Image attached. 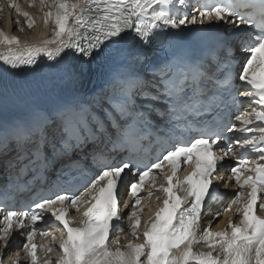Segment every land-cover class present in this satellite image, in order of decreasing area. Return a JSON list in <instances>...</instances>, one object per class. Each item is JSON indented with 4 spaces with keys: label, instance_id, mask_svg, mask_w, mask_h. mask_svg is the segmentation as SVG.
<instances>
[{
    "label": "snow or ice",
    "instance_id": "obj_1",
    "mask_svg": "<svg viewBox=\"0 0 264 264\" xmlns=\"http://www.w3.org/2000/svg\"><path fill=\"white\" fill-rule=\"evenodd\" d=\"M12 7L35 26L32 14ZM39 8L51 31L38 42L0 29L3 65L16 70L52 62L54 74L43 99L0 82L3 247H11L16 229L25 233L28 264H40L38 248L47 257L43 264H264V215L257 214L264 211V0H39ZM205 22L228 25L231 35L203 47L178 35ZM94 61L107 71L88 99L74 86ZM230 157L225 184L234 180L239 190L225 211L235 208L240 220L229 219L218 231L201 229L203 213L223 196L213 176ZM157 173L164 179L159 186ZM53 176L66 183L72 177L80 187L7 210L10 185L55 187ZM129 176L135 177L130 183ZM125 188L133 197L127 218L135 239L142 193L164 198L143 243L129 240L122 248L116 240L113 250L110 235L123 230L120 208L128 207ZM73 211L78 221L69 218ZM46 216L49 227L64 230L55 261L49 255L55 235L35 243L37 234L50 236L37 228ZM201 241L209 251L194 250Z\"/></svg>",
    "mask_w": 264,
    "mask_h": 264
},
{
    "label": "bare ground",
    "instance_id": "obj_2",
    "mask_svg": "<svg viewBox=\"0 0 264 264\" xmlns=\"http://www.w3.org/2000/svg\"><path fill=\"white\" fill-rule=\"evenodd\" d=\"M4 1L6 4L5 7L2 8L4 12H1V9H0V29L4 30L9 35H15V36L20 37V39L23 42H26L29 44L36 43L39 40H41L42 38L49 36L47 34L50 33V31H51V25H49L48 28H45L41 19H40L41 12H40V8L38 6L39 1L35 2V5L32 4V0H25V2H23V3H21L19 0H4ZM13 4H15L17 7H19L22 11L29 12L30 14H32L36 18V24L33 28H29L27 26L26 18L22 14L17 13L15 8L12 7ZM11 10L12 11L15 10V12H16L15 14L17 15V18H19V20L17 19L16 21H19V24H20V22H23L25 25V27H24L25 29L19 30V32H15V28L17 27V23H16V21L15 22L12 21L13 15H12ZM20 28H21V26H20ZM0 51H3V46H0ZM4 66L5 65H3L2 62H0V69ZM38 80H39L38 76H31L29 78L11 77L10 76V77L6 78L5 80L0 79V82L9 83V84L15 83L17 85H23V87L26 90H30V88H31L30 83L34 82L35 85H37ZM233 186L234 185H230V187H233ZM157 197L161 198L160 194H156V195L146 199L145 204L143 206H141L143 208V211L138 212V215L141 218V225L138 229V233L140 234L141 237L139 239H135L133 237L132 232H131L132 221L129 220L125 216L124 217L125 220H123L124 222L121 226V228L123 230L115 232L114 235H111V238L109 240V245L113 250L117 247V245L115 244L116 240L120 241V247H122V248L126 247L127 242L129 240H133L136 243H143L144 238H143L142 233H143V231L146 230V227L149 223V218L153 216L150 209H147V208L149 207L150 204L153 205L154 202L157 201ZM128 202L129 201H127V203ZM215 209L217 211H219L218 207H213V206H211L210 211H205L204 215L202 216V221H201V225H200L201 229L208 227L210 225L211 229L213 231H216V230H219L220 228L226 227L228 224L229 218H234L238 222L240 220L239 213H237L235 210H233L231 212H221L222 214H219V218H214L217 215V212L215 211ZM122 210H123V213L126 212L125 208ZM136 210H139V207H137ZM73 217H75V219L78 221L80 219V214L74 212ZM44 228H49V227L44 226ZM49 233H50L49 237H44V238L40 237V241H41V243L45 244V243H48V241L51 238V235H55L57 237V240L50 245L53 248V252L49 254L53 258V261H55V258L61 254V250L59 248L58 231H56V230L49 231ZM22 243H23V241H21V239L19 237H17L15 240L11 241V247L7 248L5 251H2L0 249V258H3V260H4V257H5V259H7L8 257L12 256V257H10V259L12 260V263L16 260H19L20 264H28L29 258L27 257L26 251L23 249V247H21ZM199 244H201L202 247L198 248ZM1 245H2V242H0V247H1ZM194 250L195 251H204V252L209 251V249L205 246L203 241L196 244L194 246ZM214 254H216V253H214ZM44 259H47V257L44 256V250H43V252L41 253L40 264H43ZM6 263H7V260H4V264H6Z\"/></svg>",
    "mask_w": 264,
    "mask_h": 264
},
{
    "label": "rangeland",
    "instance_id": "obj_3",
    "mask_svg": "<svg viewBox=\"0 0 264 264\" xmlns=\"http://www.w3.org/2000/svg\"><path fill=\"white\" fill-rule=\"evenodd\" d=\"M19 1H20L21 3L25 2V0H19ZM37 1H39V0H36V2H37ZM5 5H6V4H5V1H4V0H0V7H1L0 9H1V12H4L2 8L5 7ZM38 6H39V4H38ZM11 12H12V15H13V19H12V21L15 22L17 19L19 20V18H17V15L15 14V13H16L15 10H13V11L11 10ZM19 25L21 26L22 30L25 29V28H24L25 25H24L23 22H20ZM15 32H19V30H18L17 27L15 28ZM215 211H216L218 214H222L221 212L217 211L216 209H215ZM216 212H215V213H216ZM19 238H20V237H19ZM20 239H21V238H20ZM21 241H23V240L21 239ZM200 247H202L201 244L198 245V248H200Z\"/></svg>",
    "mask_w": 264,
    "mask_h": 264
}]
</instances>
